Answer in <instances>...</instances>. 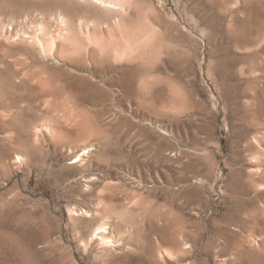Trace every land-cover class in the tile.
<instances>
[{
	"label": "rangeland",
	"instance_id": "374dc122",
	"mask_svg": "<svg viewBox=\"0 0 264 264\" xmlns=\"http://www.w3.org/2000/svg\"><path fill=\"white\" fill-rule=\"evenodd\" d=\"M63 1L0 0V264H185L157 257L159 248L185 241L191 264H264V225L255 214L264 200L249 192L243 162L252 154L248 137L264 133V0H245L233 25L229 0H137L153 9L145 16L152 14L157 35L145 65L129 77L106 73L119 64L105 58L92 64L30 49L24 36L41 16L93 15ZM166 79L182 90L170 105ZM50 122L56 135L33 138ZM87 144L100 147L93 164L70 165ZM173 154L181 165L160 161ZM89 175L109 181L86 193L80 180ZM100 200L108 216L96 223L70 216ZM111 215L124 252L90 245L92 227ZM250 241L259 244L251 252Z\"/></svg>",
	"mask_w": 264,
	"mask_h": 264
},
{
	"label": "bare ground",
	"instance_id": "6f19581e",
	"mask_svg": "<svg viewBox=\"0 0 264 264\" xmlns=\"http://www.w3.org/2000/svg\"><path fill=\"white\" fill-rule=\"evenodd\" d=\"M55 1L61 2L62 0H55ZM64 1L75 2L74 4H84V6L86 5L91 10L89 12H92L93 15L91 17H84V18L82 17V18L74 19V18L69 17L64 11L60 10V11H57L55 15L50 16L48 21L46 18L47 16L46 17L41 16V22L36 23V26L32 27V31L30 33L31 36L30 37L24 36L25 40L29 41V43L31 44L30 45L31 50L33 49L34 51H38V53L41 54L42 57L43 56L54 57L55 55L74 56L77 58H81L83 60L88 59V60H90V62H92V64L96 63L98 61L97 60L98 58H100V59L105 58L108 60L107 61L108 63H112V64L114 63V65H115V63L119 64V66L115 69L113 68V66H109V67L106 66L107 67L105 69L106 73L109 74L111 72L117 71L116 72L117 75L119 74V75L125 76V77L131 76L139 68H141L143 65H145V59L148 55L147 52L150 50V48H152L154 46L156 35H157L156 34L157 29L155 30L154 25H153L154 23L152 22L154 20H153V18L150 17L152 14L149 16V13H147L145 16L146 11L152 12L153 9L148 8V6H146V4H144L145 5L144 6L143 5L144 2H142V1L139 2L137 0H64ZM229 1H231V3L229 5H231L232 8H234L235 10L233 9L234 10L233 16H230L229 18H227L226 21L228 22L229 25H233V24H235L236 20L238 18H240V16H241L240 14H244L242 11V8H243L245 0H229ZM42 2H44V1H42ZM59 4H61V3H59ZM71 6H72V4H71ZM61 8H63V7L61 6ZM66 10L68 11L69 9L67 8ZM51 14H53V13H51ZM83 16H85V15H83ZM36 19H37V17H36ZM219 22H220V20H219ZM28 23H29V21H28ZM32 25H34V24H32ZM20 34L21 33H19V35ZM11 37H12V35H11ZM14 37H16V36H14ZM23 41H24V39H23ZM158 50H160V49H158ZM154 52H156V51H154ZM35 53H37V52H35ZM52 57H50V58L52 59ZM257 57H259V56H257ZM155 58H157V57H155ZM149 60H152V59H149ZM153 60H154V58H153ZM83 63H84V61H83ZM86 65H87V63H86ZM146 65H147L146 67L148 68L149 67L148 63ZM146 67H143V68H146ZM253 70L251 72L252 74L250 73L251 75H254L255 71L253 72ZM85 76H86L87 80H94L93 75H91V73H89L88 71H87V73L85 72ZM263 78H264V76H263ZM170 80L171 79H168V81H167V79H166V82H164V84L162 83L161 84L162 86L160 85L162 90H163V86H164V88L166 89L165 92L166 93L168 92L167 95L165 94L166 96H168L169 93L171 95V97H170V95L168 96L169 99L171 98V101H169V105L171 103L172 104L175 103L177 98H179L181 93H182V90L180 88L181 86H179L174 80L172 82ZM151 81H153V79ZM155 81H156V78H155ZM159 81H161V80H159ZM159 81H158V85L160 83ZM174 82L178 86L175 85ZM39 83H41L40 87L42 88V90L45 89L42 87L45 83H43L42 81ZM47 84H49V83H46V86H47ZM55 84H56V82H55ZM96 85L98 86V84H96ZM147 85H151V84L149 83ZM155 85L157 87H160L157 84H155ZM155 85H154L155 88L154 87L152 88L151 86H150L151 88H149L150 92L152 91L151 94L154 95L153 92H155L154 99H155V96H157L159 94V93L156 94V92L160 89V88L156 89L157 87ZM48 86L50 87V85H48ZM70 86H69V88H70ZM94 87H95V85H94ZM147 87L148 86H146L145 88H147ZM46 88H48V87H46ZM50 88H52V87H50ZM59 89H61V88H59ZM50 91H52V89H50ZM143 91L146 92L147 89H146V91L145 90H143ZM148 92H149V90H148ZM158 92H160V90ZM185 96H186V94L184 95V97ZM184 97H183V99H184ZM185 98L189 99L190 97L189 98L185 97ZM153 101H155V100H153ZM185 101H186V99H185ZM185 101L183 102V100L182 101L180 100V103L183 102V104H184ZM165 102H167V100H165ZM165 102L163 105L166 104ZM176 103L179 105V102H176ZM169 105L166 104V107L164 106L165 107L164 109H167V106H169ZM183 106H182V108H183ZM176 108L179 109V106H176V107L174 105L172 106L173 112L176 110ZM176 112H177V110H176ZM71 114H72V111H71ZM175 116H177V115H175ZM148 118H147V120H148ZM144 119H143V121H144ZM70 120L72 123L76 124V127L77 126H78V128L83 127V124L80 121H74L73 119H70ZM150 120L151 119H149V121H148V125L152 126V128L157 127L158 129L163 130L166 133L168 131H170V130L167 131V129H166V128H169V125L163 124V122L160 125H158L155 122H152V121H154L153 119H152V121H150ZM167 124H169V123H167ZM172 125L173 124L171 123V126ZM86 129H88V128H86ZM86 129H85V131H86ZM88 130H90V129H88ZM76 132H78V131H76ZM92 132L93 131L88 133V131H86L87 135L88 134L93 135ZM54 135H56L54 133V127L51 125V122H50V123L43 125L41 127V129H36L33 138H39L40 136L53 137ZM80 136H82V135H80ZM84 137H85V135H84ZM144 137H146V136H144ZM86 138H87V136H86ZM247 144H248V148L251 151L250 153H252V154H251L249 159H247L246 161L245 160L243 161L244 165H245L244 167L249 172V173H247L246 183L249 181V185H250L249 192L252 195H254V201H255V199L264 200V133L263 132L262 133L256 132V134L250 135L248 137ZM99 150H100V147H98V146H94V145H90V144L88 146H85V147L83 146V148L80 149V152H79L80 155H77L75 157V159H76L75 162L71 163L70 165H79L80 167L91 166L93 164L94 158L98 154ZM133 151H134V148L130 147V152L132 153ZM247 153H249V152H247ZM173 155L174 156L168 155L169 157L162 155L160 161H162V163L164 165L170 166V167L174 166V165H181V161L179 160V158H174L176 154H173ZM17 163H22V158L19 155L16 156V164ZM165 170H167V169H165ZM164 172H166V171H164ZM166 174H169V173H164V175H166ZM83 178L84 179L83 180L81 179L80 181H81V184H83V182H85L86 187H87V190H86L87 192L85 190H83V191H85L86 193H88V191H89V193H93L94 190L98 189V188H95V186L97 184H99L101 182L104 183V182L109 181V178H106V177L99 178L95 175H89V176L83 177ZM186 180L189 183H194L195 178L192 177V178L186 179ZM75 182L77 183L76 179H75ZM138 184L140 185V183H138ZM169 184H170V182H169ZM143 185H145V184H143ZM249 185L247 184L246 190L248 189ZM170 186H171V184H170ZM183 186H180V188L181 187L183 188ZM82 188H84V187L82 186ZM142 189H143V191H146L148 193L151 191L150 188H148L146 185L142 186ZM175 190H178V189H175ZM249 192H247V195L250 194ZM249 197H250V195H249ZM249 197H248V199L250 200ZM260 203L257 204L258 205L257 207L261 208V206H259V205H261ZM108 210L109 209H108L107 203L103 200H100V203L96 204L95 206H89V207H78V206H76V207H74V209L71 208L69 210V212H70V216L72 218L82 217V218L86 219L90 224H92V223H96L97 217L100 214H105ZM255 214H256V216L258 215V219L264 225V208L262 207L258 211V213L256 212ZM105 215H107V214H105ZM126 216H127V213L125 210V212L117 213L113 219L117 218L119 220H122ZM99 223L100 224H96V226L92 227V230H91L92 232L90 235V245L93 247L94 246H101L104 250H110L112 248H114V249L118 248L119 251L124 252L126 250V247H125V245H123V242H120L118 240L116 241L115 238L113 237L114 233L116 232V226L114 225V223L112 221V215L109 216L103 222L100 221ZM90 229H91V227H90ZM249 238H250V236H249ZM250 239H248V240H250ZM252 239H255V238H252ZM245 241H247V239ZM185 242L177 243L174 246V249H172V250L167 249V248H161V249L159 248V250L157 251V257L160 260H168V259L169 260H176V261L179 260L180 263L186 262L185 264H191V262H189L187 260V257L191 253V252H189V251H191V249H190V246H188V244ZM253 242L250 241L249 246L247 247V249L250 250V252L252 249L255 248V246L256 247L259 246V244L256 243L258 241H253ZM260 248H261V246H260ZM240 249H243V248H240ZM227 264H228V262H227Z\"/></svg>",
	"mask_w": 264,
	"mask_h": 264
}]
</instances>
